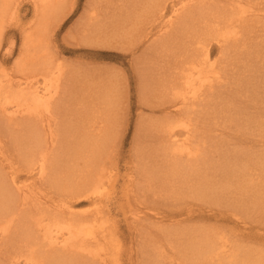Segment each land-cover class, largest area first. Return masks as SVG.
Instances as JSON below:
<instances>
[{
  "label": "bare ground",
  "instance_id": "obj_1",
  "mask_svg": "<svg viewBox=\"0 0 264 264\" xmlns=\"http://www.w3.org/2000/svg\"><path fill=\"white\" fill-rule=\"evenodd\" d=\"M14 1L0 0V47ZM32 1L40 21L21 29L20 56L10 72L0 62V168L6 169L0 173V264H118V231L99 205L112 176L105 165L111 119L104 117L111 113L113 100L102 97L101 110L87 111L82 109L88 108L83 98L73 97L71 104L79 105L73 125L68 113L58 111L66 70L49 52L45 25L63 0ZM136 14L130 35L141 28L143 42H163L162 36H171L164 42L175 51L173 67L158 82L167 113L183 115L196 106L207 107L213 98H224L222 109L228 110L236 106V90L244 77L249 78L246 88L263 81L264 0H142ZM97 16L95 11L88 15L92 31ZM196 127L197 120L185 116L162 126L163 148L173 157L163 170L164 182L172 178L178 184L183 177L190 193L201 200L234 188L233 206L244 213L263 212L264 193L254 184L260 175L252 163L257 158L233 154L227 169L233 178L223 182L195 177L193 173L215 167L207 154L213 144L198 138ZM13 132H23V146ZM256 143L264 145V137ZM223 154L222 160L229 163V155ZM260 155L259 162L264 151ZM63 156L70 164L61 160ZM181 170L193 176L178 178ZM191 177L193 183L198 181L188 184ZM213 185L221 191H214ZM83 201L89 206L77 208ZM141 213H134L132 220L147 216ZM192 213L187 209V219ZM234 218L245 224L242 217ZM168 234L153 248V264H264V240L243 231L230 237L216 228L186 227Z\"/></svg>",
  "mask_w": 264,
  "mask_h": 264
},
{
  "label": "rangeland",
  "instance_id": "obj_2",
  "mask_svg": "<svg viewBox=\"0 0 264 264\" xmlns=\"http://www.w3.org/2000/svg\"><path fill=\"white\" fill-rule=\"evenodd\" d=\"M141 7L142 0H63L45 25L49 52L66 70L58 111L68 113L67 118L72 119L73 125L74 112L79 107L71 104L73 97L81 96L88 106L85 108L83 105L82 109L87 111L101 110L105 98L113 100L111 113L104 117L111 119L112 136L105 165L107 173L111 172L112 176L107 182L104 200L99 205L118 231L121 245L118 264H153V248L164 242L165 233L170 237L168 232L186 227L216 228L230 237L243 231L246 236H259L264 240V211L244 213V210L233 206L234 188L223 196L201 200L190 193L181 177L191 173L189 170H181L183 174L178 177H181V183L173 182L172 178L168 183L164 182L163 170L172 163L173 157L166 153L161 139L166 134L162 133V126L167 122L184 116L197 120L198 138L213 144L207 149V154L213 156L211 161L215 167L206 165L204 170L193 173L198 174L194 176H205L213 183L223 182L233 178L227 176V169L233 164L232 157L257 158L252 163L260 175L254 184L264 193V159L258 161L264 145L256 143L257 139L264 137V102L260 101V98L264 99V77L257 86L248 88L245 81L249 78L241 80L234 100L239 108L232 105L235 108L224 110V98H213L207 107L196 106L183 115L167 113L163 103L166 97L158 90V82L173 67L175 51L170 49L172 44L164 42L171 36H162V45L163 42H155L154 39L139 40L142 39L139 37L141 28L130 35ZM91 11L98 15L93 31L88 24ZM39 16L42 15L37 14L32 0H15L11 4L0 47L1 67L6 72H10L20 56L21 29L34 27L40 21ZM2 130L7 128L2 127ZM12 134L23 146V132ZM222 152L229 155V163L222 160ZM61 160L70 164L67 156ZM4 171L6 169L0 168V173ZM235 179L231 184H235ZM193 181L194 177H191L188 184L198 180ZM261 182L263 188L259 187ZM48 186L47 183L43 185L45 188ZM213 189L220 192L222 188L217 190L213 185ZM77 206L86 208L89 204L83 201ZM187 209L193 210V218L187 219ZM199 209H212V212H199ZM140 210L147 216L134 222L133 214ZM206 214L211 217H206ZM235 216L242 217L245 224L236 222ZM167 253H170L169 248Z\"/></svg>",
  "mask_w": 264,
  "mask_h": 264
}]
</instances>
